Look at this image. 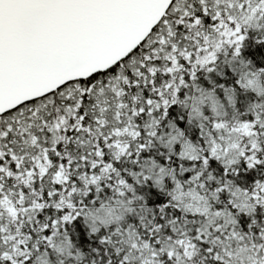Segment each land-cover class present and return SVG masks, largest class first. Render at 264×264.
Instances as JSON below:
<instances>
[{
  "label": "snow or ice",
  "instance_id": "snow-or-ice-1",
  "mask_svg": "<svg viewBox=\"0 0 264 264\" xmlns=\"http://www.w3.org/2000/svg\"><path fill=\"white\" fill-rule=\"evenodd\" d=\"M0 264H264V0H0Z\"/></svg>",
  "mask_w": 264,
  "mask_h": 264
}]
</instances>
